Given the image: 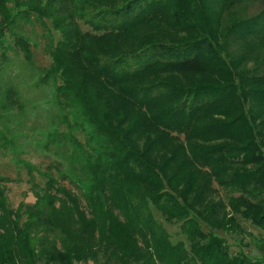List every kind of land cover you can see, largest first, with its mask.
<instances>
[{"label": "trees", "instance_id": "trees-1", "mask_svg": "<svg viewBox=\"0 0 264 264\" xmlns=\"http://www.w3.org/2000/svg\"><path fill=\"white\" fill-rule=\"evenodd\" d=\"M33 22L40 103L5 60L0 149L45 182L13 210L0 176V264H264L216 234L264 231V0H0V55L8 34L31 70Z\"/></svg>", "mask_w": 264, "mask_h": 264}, {"label": "rangeland", "instance_id": "rangeland-1", "mask_svg": "<svg viewBox=\"0 0 264 264\" xmlns=\"http://www.w3.org/2000/svg\"><path fill=\"white\" fill-rule=\"evenodd\" d=\"M18 1L25 2V0H18ZM7 6H10V4H8ZM259 9H260L259 4H254V5L249 4L248 13L254 14ZM80 28L82 31H88L89 29L87 26L83 24H80ZM47 29L51 34L52 41L53 42L57 41L58 34L52 31L49 26L47 27ZM20 33L24 34V36L28 38L29 49L31 52L30 66L33 67L32 68L33 71L24 63L20 52L12 49L11 36H9L8 34L6 36L7 48L4 51L5 57H1L0 55V66H2V63H4L5 60H8L7 64L8 65L10 64V70L8 74L12 73L13 71L15 72L13 75L14 77L16 75L21 80L28 78L27 82L25 83L26 86L21 87L20 92L21 94L22 93L25 94V97L31 98L32 100L34 99L36 103L37 100L41 99V95L39 96V94H42V89L39 88L38 90H35L26 87H28L35 80H37L36 78L37 71H41L42 69L47 68L50 64V58L47 54L46 38L44 37V31L42 27L36 22H33L32 24L31 23L24 24V27H22ZM130 64L132 66V63ZM21 74L24 75V77L20 76ZM28 74H31L30 79L28 77ZM19 84L20 82H18V85ZM5 124L6 123H1L0 120V131H1V127ZM9 126L10 125L7 124V127ZM60 128L61 131L64 130L62 129V127ZM26 129H30V128L27 127ZM73 136L80 143H82L83 141L82 135L78 131L73 132ZM29 142L31 143L32 141ZM31 144L29 145L30 150L26 153H23L24 155L21 156V159L30 163L34 168L40 170L43 168L44 163L41 162L40 164L39 162L40 158H38L35 152L32 151ZM0 176L7 177L12 180V182L5 184L4 193L8 206L13 210L16 209L19 204H21L23 207L33 204L35 200V195L37 194L39 195L44 188L45 180L41 176H39L35 170L31 171L29 176L27 174L26 169H24L22 165L16 166L10 161L8 151L3 149H0ZM60 184L65 186L67 189L69 188L74 193L75 190L72 189L66 183L60 182ZM213 188H216V185L213 184ZM237 195L238 194H228L227 192L220 189H218L217 191L218 198L224 202L228 200V197L230 196L235 197ZM150 209L155 221L161 224L164 230L168 233L171 243H176L177 241H181L185 246L188 245L185 238L179 233L178 225L174 223L165 222L157 211H155L153 208ZM239 225L242 229L241 233L225 234L222 232H217L216 234L225 240V242L230 247L231 252L242 251L246 253L247 256L249 257L259 258L260 253L258 251V246L261 243L263 244L264 242V231L252 227L251 225H249L248 222L245 221H240ZM201 228L203 231H206V228L204 226H201ZM48 238H52V236H49ZM100 262H103V257L99 255L97 264ZM81 264H95V263L88 260Z\"/></svg>", "mask_w": 264, "mask_h": 264}]
</instances>
